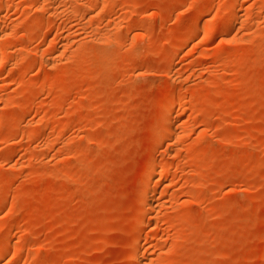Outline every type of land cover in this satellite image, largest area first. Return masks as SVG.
<instances>
[{
	"label": "rangeland",
	"instance_id": "374dc122",
	"mask_svg": "<svg viewBox=\"0 0 264 264\" xmlns=\"http://www.w3.org/2000/svg\"><path fill=\"white\" fill-rule=\"evenodd\" d=\"M6 234L0 264H264V0H0Z\"/></svg>",
	"mask_w": 264,
	"mask_h": 264
},
{
	"label": "bare ground",
	"instance_id": "6f19581e",
	"mask_svg": "<svg viewBox=\"0 0 264 264\" xmlns=\"http://www.w3.org/2000/svg\"><path fill=\"white\" fill-rule=\"evenodd\" d=\"M70 11H71V10H70ZM70 11H69V12H70ZM231 12H232V10H231ZM58 13H59V12H58ZM233 13H234V12H233ZM233 13H232V14H233ZM231 17H232V15H231ZM231 17H230V19H231ZM229 22H230V21H229V19H228V22H227V23H229ZM231 22H232V19H231ZM233 22H234V21H233ZM227 23L218 24V25H219V27H218V29H217V30H219L218 32H220L221 34H224V32L226 31V29L229 28V27H227ZM235 24H236V23H235ZM199 25H200V24H199ZM199 25H198V26H199ZM230 25H231V24H230ZM195 26H196V25H195ZM231 26H232V25H231ZM205 27H206V26H205ZM195 28H196V27H195ZM202 28H203V27H202ZM206 28L208 29V27H206ZM206 28H205V29H206ZM192 29H193V28H192ZM196 29H198V27H197ZM199 29H200V28H199ZM209 29H210V28H209ZM204 31H205V30H204ZM211 31H213V34H214V29L211 30ZM215 32H216V31H215ZM94 33H95V32H94ZM221 34H220V35H221ZM92 36H93V35H92ZM94 36H95V35H94ZM211 37H212V36H211ZM98 38H99V37H98ZM106 40H107V39H106ZM207 40H208V39H207ZM103 48H104V47H103ZM103 48H102V49H103ZM99 49H100V46H99ZM102 49L100 50L101 54L104 52V51L102 52ZM106 50H107V49H106ZM98 51H99V50H98ZM104 53H105V52H104ZM101 54H100V55H101ZM105 54H106V53H105ZM56 56H57V55H56ZM56 56H55V57H56ZM103 56H104V55H103ZM100 57H101V56H100ZM104 57H105V56H104ZM60 58H62V57H60ZM53 59H54V58H53ZM58 64H59V63H58ZM54 67H55V66H54ZM173 112H174L173 110L167 111V113H166V117H167V116L169 117V115L174 114ZM164 116H165V115H164ZM169 118H170V117H169ZM170 123H171V122H170ZM166 124H167V123H166ZM170 125H172V124H170ZM163 128H164V127H163ZM166 128H167V127H166ZM168 128H169V129H168ZM168 128H167V129L170 131V128H171V127H168ZM172 128H173V127H172ZM165 130H166V129H164V133H165ZM170 132H171V131H170ZM170 132H168V133H170ZM166 133H167V131H166ZM165 135H166V134H165ZM153 165H154V163H153ZM154 166H155V165H154ZM156 173H158V172H155V171H154L152 174H150V176H149V178H148L149 181H150L151 179H153L155 175H157ZM147 190H148V189H147ZM153 190H154V189H153ZM153 190H152V191H153ZM152 191H151V193H152ZM148 192H149V191H148ZM151 193H150V195H155V194H156L155 191H153L154 194H151ZM146 194H147L146 197H148L147 203H149L150 196H148L149 193H146ZM151 197H152V196H151ZM153 197H154V196H153ZM146 199H147V198H146ZM152 199H153V198H151V200H152ZM155 199H156V198H155ZM155 199H154V200H155ZM151 200H150V201H151ZM152 204H153V202H151V205H152ZM153 205H154V204H153ZM147 209H149V208H147ZM150 210H151V208L149 209V211H150ZM147 211H148V210H147ZM147 211H146V213H144V215L148 213ZM148 215H149V214H148ZM142 218H143V219H142L141 222H140V227H141V228H143V226H144L145 224H147V222H148V220L146 219V218H147L146 216H145V217L143 216ZM141 228H140V230H141ZM10 237H11V236H8L7 234H6V236H4V239H3V242H2L3 244H2V247H1L2 249L0 248V258L2 257V255H4V254H6L7 252H9V251H8V247L10 246V245H9V244H10ZM8 245H9V246H8ZM18 245H20V244L18 243ZM16 246H17V245H16ZM19 247H20V246L17 247L18 250L16 249V250L18 251V253L15 251V252L17 253V255H18V254L20 255V253H19V251H20V250H19ZM21 247H22V246H21ZM9 248H10V247H9ZM3 250H5V252H4ZM21 250H22V249H21ZM16 253H15V254H16ZM6 255H7V254H6ZM17 255H16V256H17ZM14 256H15V255L13 254V258H12V259H13V260H16V259H14L16 256H15V257H14ZM140 256H141V255H138V254L135 255V256H134V262L140 260V259H141ZM141 257H142V256H141Z\"/></svg>",
	"mask_w": 264,
	"mask_h": 264
}]
</instances>
